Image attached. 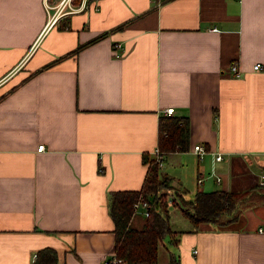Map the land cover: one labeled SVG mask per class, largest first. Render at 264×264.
I'll return each instance as SVG.
<instances>
[{
    "label": "crops",
    "instance_id": "obj_1",
    "mask_svg": "<svg viewBox=\"0 0 264 264\" xmlns=\"http://www.w3.org/2000/svg\"><path fill=\"white\" fill-rule=\"evenodd\" d=\"M47 22L44 0H0V264L46 246L58 264H106L110 192L141 187L171 106L189 144L160 168L193 177L184 197L259 191L219 227H171L158 262L264 264V0H87Z\"/></svg>",
    "mask_w": 264,
    "mask_h": 264
},
{
    "label": "trees",
    "instance_id": "obj_2",
    "mask_svg": "<svg viewBox=\"0 0 264 264\" xmlns=\"http://www.w3.org/2000/svg\"><path fill=\"white\" fill-rule=\"evenodd\" d=\"M81 47V45L79 46ZM78 47V48H79ZM189 121L185 116H160L158 119V157L173 151L188 148ZM147 163L146 173L139 189L111 191L109 197V214L114 222V252L106 264H160L158 248L170 233H176L170 226L169 211L166 207V195L163 188L171 177L161 173L160 164L155 156L144 154ZM162 176L165 179H162ZM255 189H253L254 191ZM250 191L249 193H251ZM241 193L228 190H197L191 200L181 205V211L194 226L204 222L225 224L236 217L238 197ZM139 200L148 202V214L140 223H134L133 203ZM234 211V212H233ZM223 216L226 218L220 220ZM117 259L115 263L111 259ZM32 264H58L55 248L46 246L37 250ZM165 264H179L178 259L170 253Z\"/></svg>",
    "mask_w": 264,
    "mask_h": 264
},
{
    "label": "rangeland",
    "instance_id": "obj_3",
    "mask_svg": "<svg viewBox=\"0 0 264 264\" xmlns=\"http://www.w3.org/2000/svg\"><path fill=\"white\" fill-rule=\"evenodd\" d=\"M185 171L186 170L184 168H181V166H179L178 164L172 165V167L170 169H168V172H169L172 180L170 182L165 180L167 183V186H165L163 188V191L165 192V195H166L165 196L166 197V207L169 211L170 225L173 229L185 228L190 222L189 219L186 216H184L182 214V211H181V205L186 206L184 201L191 200L192 199L191 197H193V191L184 193V195H186V197L183 196L182 191H181V189H183V188L186 189V188H190V186H192L193 177L190 175L184 177ZM161 173L164 176L167 175L163 172H161ZM162 179H165V178L162 176ZM175 180L179 185L178 187H180V188H177L174 185ZM173 181H174V183H173ZM185 189H183V190H185ZM194 189H195V184H194ZM255 190L259 191V188L255 189ZM250 191H252V192L249 193ZM254 192H253V190H249L248 192L245 191V192L241 193L240 196L238 197L239 201L236 204V208L234 209L235 212L233 211L234 213L233 214L231 213V215H229V216L231 217V216L235 215L236 211H238L236 216L240 215V213L242 214L245 211L246 206L252 204L254 202V200H256V199H251V195ZM138 215H140L141 217H144L143 214H138ZM225 218H226V216H223L220 220L224 221ZM208 223L209 222L200 223L198 226H207ZM213 223H215V222H213ZM215 225L218 227L221 226L217 223H215ZM175 237H176V233L175 234L170 233L169 235H166L164 237L163 241L166 244H168L169 242L175 241Z\"/></svg>",
    "mask_w": 264,
    "mask_h": 264
},
{
    "label": "built area",
    "instance_id": "obj_4",
    "mask_svg": "<svg viewBox=\"0 0 264 264\" xmlns=\"http://www.w3.org/2000/svg\"><path fill=\"white\" fill-rule=\"evenodd\" d=\"M87 0H44L45 8L48 12V22L47 26L54 24L62 17L69 15L71 13L78 12L85 8ZM156 4H160L166 0H153ZM212 30H218L217 27H212ZM121 47V43L116 42L113 44V49L115 50L114 55L119 56L120 52L118 49ZM264 68V65L260 62H256L253 65L254 70H261ZM230 72L234 76H240L241 71L238 69L236 64H231ZM165 114L172 115L174 114V107H167L164 110ZM44 148V144L41 143L38 145L37 149L41 150ZM194 153L198 155V158L202 159L204 154L207 152V149L203 143H196L193 145ZM158 148L155 149L154 154L157 158L159 164H161V159L158 157ZM215 159L220 160L222 158L220 153H215ZM200 180V179H199ZM134 212L142 213L144 216L148 214V202L146 200H139L133 203ZM35 258V254H34ZM118 260L113 258L111 259L112 263L117 262Z\"/></svg>",
    "mask_w": 264,
    "mask_h": 264
}]
</instances>
